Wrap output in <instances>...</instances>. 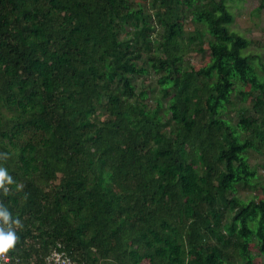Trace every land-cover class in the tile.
I'll return each instance as SVG.
<instances>
[{"label": "trees", "instance_id": "1", "mask_svg": "<svg viewBox=\"0 0 264 264\" xmlns=\"http://www.w3.org/2000/svg\"><path fill=\"white\" fill-rule=\"evenodd\" d=\"M239 1L0 0L18 264H264V58Z\"/></svg>", "mask_w": 264, "mask_h": 264}, {"label": "rangeland", "instance_id": "2", "mask_svg": "<svg viewBox=\"0 0 264 264\" xmlns=\"http://www.w3.org/2000/svg\"><path fill=\"white\" fill-rule=\"evenodd\" d=\"M147 4H145L146 12L152 14L154 12L153 0H147ZM260 3V0H243L237 3L228 4L231 7V10L234 12L236 19L234 24L232 25V29L244 35L248 39L252 40V45L250 50L254 55L261 54L264 58V11H258L257 7ZM137 8V7H136ZM160 28H156L155 32H151L152 38H159L157 32ZM159 33V32H158ZM209 57V52L205 51L203 54H197L192 57L191 62L195 65H201L203 62H206ZM150 75L146 78L145 81L141 79L137 80L138 86L145 85H155V89L157 86V80L159 75L152 72L150 68ZM139 89V88H138ZM153 89V90H155ZM152 94H157V92H152ZM150 104H153L152 99L149 100ZM249 107V112L251 105H246ZM250 164L256 166L258 168V174L264 180V153L262 154H252L249 160ZM264 182V181H263ZM250 188L240 189V195L243 198H249L252 196ZM264 262V257L262 258Z\"/></svg>", "mask_w": 264, "mask_h": 264}, {"label": "clouds", "instance_id": "3", "mask_svg": "<svg viewBox=\"0 0 264 264\" xmlns=\"http://www.w3.org/2000/svg\"><path fill=\"white\" fill-rule=\"evenodd\" d=\"M7 153H0V160H6ZM14 183L13 177L8 170L0 166V189H3L4 195H8L9 189L7 185ZM0 256H3L10 249H12L17 242V235L14 231L15 227L21 226L19 219L13 220L11 213L3 204H0Z\"/></svg>", "mask_w": 264, "mask_h": 264}, {"label": "built area", "instance_id": "4", "mask_svg": "<svg viewBox=\"0 0 264 264\" xmlns=\"http://www.w3.org/2000/svg\"><path fill=\"white\" fill-rule=\"evenodd\" d=\"M18 262L19 260L11 257L8 252L0 256V264H18ZM44 264H76V262L73 261L65 251L54 249L46 257Z\"/></svg>", "mask_w": 264, "mask_h": 264}]
</instances>
